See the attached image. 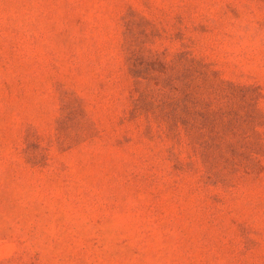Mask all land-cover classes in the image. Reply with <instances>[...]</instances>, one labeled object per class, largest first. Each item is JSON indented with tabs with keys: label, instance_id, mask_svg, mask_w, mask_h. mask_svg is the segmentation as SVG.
<instances>
[{
	"label": "rangeland",
	"instance_id": "obj_1",
	"mask_svg": "<svg viewBox=\"0 0 264 264\" xmlns=\"http://www.w3.org/2000/svg\"><path fill=\"white\" fill-rule=\"evenodd\" d=\"M0 264H264V0H0Z\"/></svg>",
	"mask_w": 264,
	"mask_h": 264
}]
</instances>
